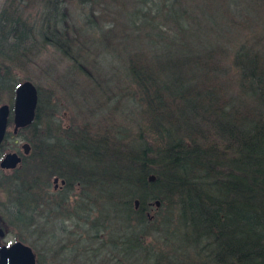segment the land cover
<instances>
[{
	"label": "trees",
	"instance_id": "16d2710c",
	"mask_svg": "<svg viewBox=\"0 0 264 264\" xmlns=\"http://www.w3.org/2000/svg\"><path fill=\"white\" fill-rule=\"evenodd\" d=\"M4 1L0 8V93L8 92L10 103L15 86L24 78L31 79L12 77L10 72L20 67L16 66L20 55L42 42L83 72L94 90H100L98 96L106 105L116 108L124 101L137 108L139 118L146 120V131L152 134L147 139L139 134L138 142L121 147L106 137L95 139L83 132L76 137L64 129L68 141L61 146L62 139L56 138L60 125L56 123L53 131L49 125L43 126L41 133L32 136L39 135L46 143L29 140L28 156H34L30 168L49 163L46 155L56 152L55 162L50 163L61 170L47 171L48 180L42 178L40 182L39 178L26 180L22 179L24 175H17L20 179L12 181L17 211L13 220L33 222L26 220L38 212L40 198L33 190L38 184L48 189L50 178L58 176L64 179L63 186L49 189L52 193L64 192L65 199L76 183L85 201H95L84 193L88 189H97L105 196L116 221H121L126 236L121 244L124 253L146 252L142 240L159 231L162 237L175 239L192 251L191 260L182 261L185 263L264 264V40L251 46L243 44L222 60L214 51H199V46L196 49L191 40L182 38L189 28L188 23H178L181 16L189 17L186 5L179 10L182 0H135L130 24L135 30L147 26L146 36L151 37L152 47L140 48L139 39L127 55L111 56L100 26L101 19H109L99 14L98 20L89 16L97 5L95 1H80L89 10L81 17L84 28L104 40L101 46L74 33L67 24L65 0ZM218 1L207 0L196 6L216 25H226L217 23V12L223 5L224 11L235 13V17L237 6V17L253 8L264 11V0ZM29 9H36L37 16L28 15ZM162 19L169 23L168 37L161 30ZM86 41L91 47L83 45ZM125 43H121L122 49L128 47ZM99 49L110 54L117 65L114 70L124 77V86L117 82L121 89L117 88L112 100L111 89L100 87L96 77L84 72H90L88 65L95 68ZM39 96L37 87L35 116L27 127L39 120ZM9 135L7 129L0 148ZM77 151L82 152L80 158L70 160L71 152L77 155ZM24 159L22 164L27 161ZM150 174L153 180H149ZM48 199L55 201L53 195ZM156 200L160 206L150 214L147 206ZM163 205L168 207L165 212ZM182 246L174 250L180 251ZM165 264L173 263L167 259Z\"/></svg>",
	"mask_w": 264,
	"mask_h": 264
},
{
	"label": "rangeland",
	"instance_id": "374dc122",
	"mask_svg": "<svg viewBox=\"0 0 264 264\" xmlns=\"http://www.w3.org/2000/svg\"><path fill=\"white\" fill-rule=\"evenodd\" d=\"M80 1L82 2V0L64 1L68 17L67 24L72 26L74 33L87 38V41L91 43L93 41L101 46L104 40L98 38L100 35L96 34L95 31L84 28L85 24L81 16L86 15L89 10L87 11V8H84ZM85 1H88L87 3L91 2V0ZM92 1H95L98 6L95 5L94 10L90 9L89 16L98 20L99 14L109 19V21L101 19L100 22L103 23L100 26L103 29L102 36L106 37L105 45L111 50V56L114 53L122 56L127 55L128 50L133 48L132 43L139 39H141L140 48L149 49L152 47L151 37L148 39L146 36L147 26L142 25L135 30L130 24V14L136 8L135 0ZM205 1L207 0H185L184 4V0H182L179 3V10L184 8V5L189 10V17L183 18L180 15L179 18L178 23L189 24L187 31L182 33V38L188 41L191 40L192 46H195L196 49L199 46L197 50L202 51V49L207 48L214 51L216 55H220L224 60L231 57L232 52L243 44L251 46L257 40H264V36H262L264 35V11L253 8L237 17L239 10V6H237L235 17V13L225 12L223 5L220 9L221 12H217V23L223 22L226 25H216L213 21H208L207 12L203 13V10L196 9L197 4L203 5ZM4 2V0H0V8ZM218 2L214 5L216 6ZM223 12L224 16L222 17L225 20L220 17ZM27 13L28 15L31 14V17L37 16L36 9H29ZM111 24L112 27H110ZM169 28V23L162 19L161 30L166 37L170 33ZM120 34L123 35L122 39ZM171 39L176 40L174 37H171ZM87 41L83 45L91 47ZM122 42H126L125 45L128 47L122 49L124 47L121 45ZM159 44L158 46H160ZM78 62H83V59H78ZM94 64V69L88 65L90 72L87 68V71L84 72L96 77L100 87L110 88L111 100L114 99V93L119 91L117 88L121 89L119 85L124 86L125 84L123 75L120 71L114 70L117 66L116 63L110 57V54L103 53L102 49H99L97 56H95ZM6 65L8 66L7 63ZM17 65H20V67H16ZM16 66L12 70L13 72H10L12 77L19 76L23 78L28 76L38 87L40 116L35 126H26L16 133L12 132V123H10L7 128L10 135L0 148V158L7 152L17 151L21 154L22 159L27 160L25 162L26 167L24 166L25 163L20 162L13 169L0 168V229L3 232V235H0V245L22 240L32 246L40 264H165L167 259H171L173 264H190L189 260L186 263L182 261L191 260L192 251L188 247L184 248L175 239L162 237L163 234L159 231L155 235H150V237L142 240V245L147 249L146 252L124 253L121 251L122 239L124 237L126 239L121 221H116L115 214L107 205V201H104L105 196H102L97 189L96 192L94 189L93 191L86 190L84 193L91 196V199L95 201H85L86 196L82 194L83 192L81 193L82 190L79 188L78 183H76L73 190L69 191L66 199L63 196L64 192L52 193L50 191L49 188L53 187V177L50 178L51 186L48 189L47 186L38 184V189L33 190L40 198V201L37 202L39 205H36L38 212H33L29 219L26 218V220L33 222L22 224L13 220L12 216L17 211L12 181L20 179L16 178L17 175H24L22 179L26 180L39 178L40 182L42 178L48 180L49 176L45 174L47 171L61 170L52 167L50 163V161L55 162L56 152H50L46 155L49 163L44 164L42 167L37 165L35 168L34 166L30 168V164L34 162V156L29 158L28 153L23 154L22 143L28 142L30 145L29 140L31 138L41 140L42 137L40 138L39 135H32L37 132L41 133L43 126L49 125L51 131H53L56 130V123L60 125L56 138L62 139L61 146H64L68 141L64 129L72 131L76 137L81 132L95 139L106 137L109 142L115 141L121 147L138 142L140 138H152V134L146 131V120L142 117L139 118L137 108L128 105L124 101H120L116 108L110 104L106 105L103 99L98 96L100 90H94L90 80L83 72L73 68L65 57L55 49L42 44V42H38V47L34 46L27 50L23 56L20 55ZM223 68L224 72L228 71L227 65ZM226 80L229 79L226 78ZM117 82H119V85ZM3 91L0 93V104L10 103L11 99H9L8 92ZM261 111L264 114V110ZM42 140L44 141V139ZM46 141L53 142V140L48 139ZM44 143L46 142L44 141ZM60 144L57 145L60 146ZM53 145H55V142ZM78 151L77 155L75 152H71L72 155L69 156V159L80 158L82 152L79 153ZM50 195H53L55 201H49L48 197ZM96 195H100L101 198L98 200ZM159 206V204H155V201H151L147 209L151 214ZM166 209L168 210V207L163 205V212ZM174 213L175 210H173ZM173 226H176L175 223ZM135 242L137 243V240ZM175 246H182L183 249L179 251L177 248L178 251H176L174 250Z\"/></svg>",
	"mask_w": 264,
	"mask_h": 264
},
{
	"label": "water",
	"instance_id": "95a60500",
	"mask_svg": "<svg viewBox=\"0 0 264 264\" xmlns=\"http://www.w3.org/2000/svg\"><path fill=\"white\" fill-rule=\"evenodd\" d=\"M36 106L37 87L31 80L24 79L15 86L12 104L6 102L0 104V143L5 136L9 118L11 117L13 124L12 132L16 133L33 121ZM21 148L23 154H27L30 145L24 142ZM21 159V154L17 151L7 152L0 158V168L13 169L21 162ZM148 178L153 180L154 175L150 174ZM61 182L63 183V180ZM155 204L158 205L159 201L156 200ZM0 235H3L1 229ZM0 264H37V257L31 245L22 240H15L9 244L0 245Z\"/></svg>",
	"mask_w": 264,
	"mask_h": 264
},
{
	"label": "flooded vegetation",
	"instance_id": "af4514ba",
	"mask_svg": "<svg viewBox=\"0 0 264 264\" xmlns=\"http://www.w3.org/2000/svg\"><path fill=\"white\" fill-rule=\"evenodd\" d=\"M57 178V179H55ZM61 180H63V183L61 182ZM65 183L63 178H60L58 176H54L53 177V188L54 189H59L63 186V184ZM37 264H38V259H37Z\"/></svg>",
	"mask_w": 264,
	"mask_h": 264
},
{
	"label": "bare ground",
	"instance_id": "6f19581e",
	"mask_svg": "<svg viewBox=\"0 0 264 264\" xmlns=\"http://www.w3.org/2000/svg\"><path fill=\"white\" fill-rule=\"evenodd\" d=\"M29 80H30V79H29ZM10 119H11V117H10L9 120H8V123H7L6 129L8 128V126H9V124H10Z\"/></svg>",
	"mask_w": 264,
	"mask_h": 264
}]
</instances>
